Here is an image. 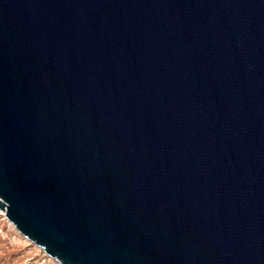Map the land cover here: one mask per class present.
<instances>
[{
	"label": "water",
	"instance_id": "obj_1",
	"mask_svg": "<svg viewBox=\"0 0 264 264\" xmlns=\"http://www.w3.org/2000/svg\"><path fill=\"white\" fill-rule=\"evenodd\" d=\"M0 209L59 264H264V0H0Z\"/></svg>",
	"mask_w": 264,
	"mask_h": 264
},
{
	"label": "built area",
	"instance_id": "obj_2",
	"mask_svg": "<svg viewBox=\"0 0 264 264\" xmlns=\"http://www.w3.org/2000/svg\"><path fill=\"white\" fill-rule=\"evenodd\" d=\"M5 214L6 212L0 209V253L9 245H24L28 249L22 264H59L40 247L26 239Z\"/></svg>",
	"mask_w": 264,
	"mask_h": 264
},
{
	"label": "rangeland",
	"instance_id": "obj_3",
	"mask_svg": "<svg viewBox=\"0 0 264 264\" xmlns=\"http://www.w3.org/2000/svg\"><path fill=\"white\" fill-rule=\"evenodd\" d=\"M29 247V246H28ZM27 247L9 245L0 253V264H22L27 255Z\"/></svg>",
	"mask_w": 264,
	"mask_h": 264
}]
</instances>
